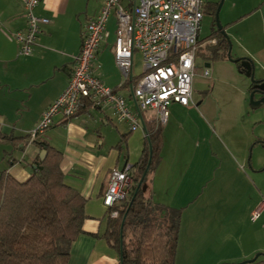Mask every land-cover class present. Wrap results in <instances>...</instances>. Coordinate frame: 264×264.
<instances>
[{"label":"crops","instance_id":"0c3cea01","mask_svg":"<svg viewBox=\"0 0 264 264\" xmlns=\"http://www.w3.org/2000/svg\"><path fill=\"white\" fill-rule=\"evenodd\" d=\"M128 3L129 0H122V4ZM102 5L103 0H41L34 12L47 18L48 23L40 27L37 44L31 53L18 55L14 33L24 29L25 11L21 0H0L1 130L14 137H23L37 126L42 112L65 89L74 67V57L80 49L84 25L98 15ZM224 19L223 29L231 43V58L250 59L254 78L264 80V0H231ZM116 23L112 12L106 24L107 35L102 36L91 63V72L104 85L125 97L141 127L130 130L111 108L100 109L82 99L72 117L55 116L37 139L61 152L60 168L65 184L78 190L85 199L83 232L72 242L67 264H120L119 251L105 237L108 211L102 196L111 169L129 165L132 177L134 166L143 155L145 132L156 128L155 111L139 112L132 96V88L142 75V71L135 70L136 63L142 62L140 54L133 53L131 73L126 79L115 63ZM199 40L201 42L200 34ZM207 44L201 42L198 52L202 53L204 48L210 52ZM210 56L214 59L211 53ZM204 69L208 70L207 77L202 76ZM221 71H229L230 75L223 76ZM242 76L246 75L240 72L237 63L226 57L217 58L213 63L205 62L202 67L196 65L193 103L188 106L170 104L167 122L159 125V161L145 183V191L157 203L175 208L178 207L175 203H183L178 207L181 208V230H185L184 236L191 241L196 237L198 241L196 248L183 252L188 264L247 261L258 251L255 248L236 255L227 250L226 254L218 256L215 248L199 238L215 235L220 228H213L214 215L205 214L196 191L205 186L232 188L237 180L249 182L248 172L255 173L264 166V112L252 113L249 119L254 123L251 136L238 137L237 122L242 117L236 115L241 110L251 112L249 110L262 106L253 108L249 103L247 107L251 84ZM211 79L214 85L230 84L237 89L235 107L214 96L212 87L208 89ZM196 90L203 94L198 102L194 96ZM259 97L255 94V98ZM248 122H243L245 132ZM257 124L261 125L258 131ZM223 138L230 147L225 146ZM43 151L30 138L24 145L0 144V173L6 171L18 181L25 180L32 174L36 160L45 157L46 151L44 154ZM179 188L182 190L168 195L169 189ZM256 208H252L251 213Z\"/></svg>","mask_w":264,"mask_h":264},{"label":"built area","instance_id":"2783aa9c","mask_svg":"<svg viewBox=\"0 0 264 264\" xmlns=\"http://www.w3.org/2000/svg\"><path fill=\"white\" fill-rule=\"evenodd\" d=\"M41 0H21L25 11L23 30L14 33L18 55H29L37 44L40 27L48 19L37 16L35 7ZM206 0H103L98 15L84 25L81 45L74 57V67L65 89L42 112L37 126L30 131V139L42 134L53 118L72 117L79 102L86 98L97 108L109 107L126 122L130 130L141 127L138 116L127 100L108 87L91 72V63L102 36L107 35L106 24L112 12L116 16L114 60L126 79L131 73L132 57L138 52L142 60V75L132 88L138 111L156 113L155 127L169 117V105L188 106L193 103V82L196 76V55L200 47L199 34ZM208 42L214 44V40ZM208 70L204 69L203 77ZM147 137V132H145ZM130 166L110 170L102 203L112 218L118 216L114 206L124 200L132 185ZM264 203L252 213L256 219Z\"/></svg>","mask_w":264,"mask_h":264},{"label":"trees","instance_id":"16d2710c","mask_svg":"<svg viewBox=\"0 0 264 264\" xmlns=\"http://www.w3.org/2000/svg\"><path fill=\"white\" fill-rule=\"evenodd\" d=\"M217 6L215 3L212 7L214 16ZM208 7L206 0L204 11ZM211 39L216 40L210 45L212 56L228 58V38L216 28L208 40ZM241 61H236L237 67L245 72ZM252 90L253 84L249 92ZM146 132L143 155L134 166L129 194L114 206L118 216L108 215L105 237L119 251L120 264H174L181 208L154 202L141 187L130 203L147 167L150 148L151 161L142 183L147 182L159 161L161 127ZM39 137L40 134L33 142L46 154L36 160L28 178L18 181L6 171L0 173V264H67L70 246L83 232L85 199L78 190L65 184L60 168L61 152L39 142ZM29 138V134L14 137L0 129V144L24 145Z\"/></svg>","mask_w":264,"mask_h":264},{"label":"rangeland","instance_id":"374dc122","mask_svg":"<svg viewBox=\"0 0 264 264\" xmlns=\"http://www.w3.org/2000/svg\"><path fill=\"white\" fill-rule=\"evenodd\" d=\"M230 2L231 0H223L222 5L220 6V10L218 13V23L222 26V29L224 28L225 23V11L227 10ZM215 3L219 4L220 0H210L209 7L204 11L201 22L200 39L201 42H207V46L212 45V43L208 42V39L212 30L217 28V23L212 10V7ZM225 33L228 35L226 31ZM211 40H214V42L216 43L215 39ZM204 49L202 53L197 52V67H202L205 62L213 63V61L217 59L211 58V52H206V50ZM135 70L138 72L142 71V62L136 63ZM221 72L223 76L226 74L230 75L228 73L229 71ZM242 77V79L244 80H249V84H251V79L249 77ZM228 82L230 81L228 80ZM213 83L214 81H212L211 79L210 87L208 89H211L212 87L211 91L213 92L214 96H216L219 101H222V99H224L228 101L229 105L235 107V101L238 99L237 89L230 84L220 85L219 83H217L214 85ZM234 85H237V82H235ZM194 96L197 102L203 99V94L199 93V91L197 90L195 91ZM249 96L250 92L246 97L247 107L249 106L250 102ZM234 109L236 110L237 108ZM249 111L251 112H244V110H241L240 113H238L239 110H237L236 112V114L238 113V115H236L237 117H242L237 122L238 137H245L247 135L251 136V127H253L254 123L249 119H251L253 114L256 113L255 111H258L257 113H261V111L264 112V105H262L260 108ZM244 120L251 123L250 125V123L248 122L249 127L248 129H246V132L243 128ZM256 128V131H258L261 128V125L257 124ZM223 140L225 143H227L225 146L230 147V144L226 141V139L223 138ZM252 147L253 145L251 143L249 149L251 150ZM248 175L251 178L249 182L237 180L236 186L232 188L213 189L205 186L196 191V198L199 196V201L203 202L200 204L204 206L205 214L214 215L213 218L215 219V225L213 228H220L219 230H217L215 235H206L199 237L201 239V242H208L211 247L215 248L214 252H216L218 256H221L220 254H226L227 250H229L230 253H234L236 255H239L246 250H253L255 248L258 250L255 251V253L247 259L251 260L255 257V255H258L257 259L253 263H242V261L246 260L243 259L241 261H224L219 264H264V209L260 211L256 219H252V216L250 214L252 208H256L261 202L264 203V166H262L261 169H259L255 173L248 172ZM181 190L182 189L180 188L169 189L168 195H172L173 191H176V194ZM152 200L155 202V199L152 198ZM175 204H177L176 206L180 207L183 203ZM165 205L170 206L168 204ZM222 218H224V221L220 222ZM184 231L181 230V227L179 228L174 264H188L187 262H185L186 260L183 252L191 247L196 248L198 244L197 237L194 239V241H191L190 239H188V237L184 236ZM203 264L212 263L206 262Z\"/></svg>","mask_w":264,"mask_h":264},{"label":"water","instance_id":"95a60500","mask_svg":"<svg viewBox=\"0 0 264 264\" xmlns=\"http://www.w3.org/2000/svg\"><path fill=\"white\" fill-rule=\"evenodd\" d=\"M222 2L223 0H220V3L218 4V7L216 9V12H215V20H216V23H217V29H219L221 31L222 34L225 35L226 38H228L227 34L225 33V31L222 29V26L218 23V13H219V10H220V6L222 5ZM229 41V39H228ZM230 49H231V43L229 41V49L227 51V57L229 60L231 61H238V59H233L231 58V55H230ZM241 65L244 67L245 69V75L247 77H249L251 79V85L253 84V88L254 90H252L250 92V105L251 107L253 108H256L260 105H264V80H255L254 79V69H253V63L250 59L248 58H241ZM255 94H259L260 97L259 98H255ZM149 147L150 146V143H149ZM45 153V151H43V154ZM150 161H151V148L149 149V158H148V164H147V167L140 179V181L137 183L136 185V189H135V192H134V195L131 197V200H130V203L132 202L135 194L137 193L138 189L141 187L142 191H145L146 190V187L147 185L145 183H142L146 173H147V170H148V167L150 165ZM129 203V204H130ZM122 226H123V223H121V228H120V239H121V231H122ZM258 255H255V257L251 260H247V261H244V263H253L256 259H257Z\"/></svg>","mask_w":264,"mask_h":264}]
</instances>
